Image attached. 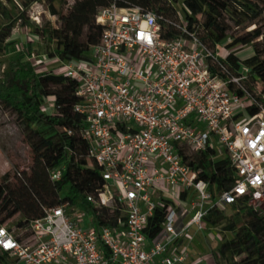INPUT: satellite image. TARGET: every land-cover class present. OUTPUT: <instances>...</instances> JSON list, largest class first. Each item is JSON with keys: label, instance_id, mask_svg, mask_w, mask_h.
Returning <instances> with one entry per match:
<instances>
[{"label": "built area", "instance_id": "2783aa9c", "mask_svg": "<svg viewBox=\"0 0 264 264\" xmlns=\"http://www.w3.org/2000/svg\"><path fill=\"white\" fill-rule=\"evenodd\" d=\"M94 19L102 30L89 58L48 59L64 72H46L76 83L79 135L103 180L85 202L98 211L118 209L124 219L109 227L90 215L84 226L86 212L63 204L44 209L20 239L0 225V250L16 264H182L187 251L174 247L189 229L214 230L203 222L208 210L264 203V103L244 87L249 69L240 65L230 72L221 63L224 45L208 47L186 33L180 16L182 33L173 39L162 37L160 17L151 11L113 2ZM48 110L53 114L52 97L43 103L50 115ZM181 147L226 156L234 184L213 198L207 183L182 163ZM63 171L50 170V181H59ZM181 192L186 199L193 193L194 202L185 204ZM162 199L168 201L164 221L148 240L144 230ZM188 206L193 214L184 219Z\"/></svg>", "mask_w": 264, "mask_h": 264}, {"label": "trees", "instance_id": "16d2710c", "mask_svg": "<svg viewBox=\"0 0 264 264\" xmlns=\"http://www.w3.org/2000/svg\"><path fill=\"white\" fill-rule=\"evenodd\" d=\"M186 24V33H194L208 47L220 45L230 29L224 19L231 21L242 35L231 37L224 43L226 57L221 63L230 72L240 65L249 69V80L244 83L254 99L264 103V61L259 60L260 51L254 50L252 57L238 59L232 47L247 46L264 36V0H181ZM33 1L22 3V11L14 16L0 1V51L7 46L6 40L16 23L21 29L33 32L46 43V56L63 60H87L91 46L99 42L102 28L95 23L94 16L99 8L113 2L119 8H139L156 13L160 32L164 39H173L182 33L177 27L179 16L166 0H75L65 13L56 4L63 0H44L49 14L57 17V24L49 21L41 26L30 23L26 10ZM250 27V30H248ZM230 49V50H229ZM31 43L26 47L30 54ZM29 56L18 52L9 60L1 73L0 104L10 109L18 120L19 127L27 137L33 155V164L26 172H15L12 183L8 174L0 183V225L19 215L16 224L25 229L32 220L43 217V210L67 204L69 207L87 210L99 225L114 227L124 215L118 209L98 211L85 202L86 195H96L103 185L99 168L86 159L87 146L79 135L83 127L81 116L74 113L77 102L76 83L63 75L36 71ZM259 87V91L257 90ZM236 92L241 95L240 90ZM53 98L54 112L43 111L44 100ZM255 109H251L253 113ZM67 130L72 133L67 134ZM182 163L197 172V179L208 185L213 198L230 189L235 175L226 156L206 149L192 153L186 147L179 148ZM64 167L59 181L52 182L49 172ZM180 198H185L181 192ZM168 201L162 199L148 220L144 234L154 239L166 215ZM233 211L221 227L224 241L217 249L215 264H264V217L244 201L229 206ZM223 221L222 211L208 210L203 218L205 226L215 229ZM5 226V225H4ZM20 239V237H17ZM0 264H16L6 252L0 250Z\"/></svg>", "mask_w": 264, "mask_h": 264}, {"label": "rangeland", "instance_id": "374dc122", "mask_svg": "<svg viewBox=\"0 0 264 264\" xmlns=\"http://www.w3.org/2000/svg\"><path fill=\"white\" fill-rule=\"evenodd\" d=\"M3 5L14 15L16 16L19 12L22 11V3L27 0H0ZM33 1L30 7L26 10V17L29 19L30 23H34L36 26H41L44 22L49 21L52 25L57 24V17H50L46 9V3L44 0H31ZM64 5L56 6L59 8L61 13H65L68 6H70L75 0H63ZM167 3L173 7L175 15L183 17L184 11L182 7L181 0H166ZM224 19L229 24L230 29L225 34V36H219L223 41L220 45L229 42L231 37H236L242 35L241 30L236 28L235 25L227 20L224 16ZM19 23V22H18ZM18 23L12 29L10 36L7 38V46L4 51H0V80L2 78L1 73L9 60L13 58L18 52H23L25 55L29 56L28 61L32 63L36 71H48L50 69H55V74H63L64 68H59V65L55 61H50L48 63L49 57L46 56V43L38 38L33 32L27 29H21L18 26ZM264 25V21H261ZM253 27H250V30ZM28 43H31L30 54H27L26 47ZM221 47V46H220ZM234 53H238L239 57L247 59L252 57L254 50L258 49L260 51L259 60L264 61V36L256 40L253 44L247 46H234L232 47ZM230 50V49H229ZM227 52L228 50H222ZM41 55L40 57H37ZM43 55H45L43 59ZM43 60L41 66L38 64V61ZM48 63V64H47ZM41 67H43L41 69ZM58 67V68H57ZM52 110H48V113L51 114ZM246 116V114H244ZM33 164V155L31 148L27 142V137L21 130L18 124L16 115L8 108L0 104V183L2 182V177L5 174H8L10 181L14 183L16 181L14 175L15 172H26L28 168ZM176 201H179V191L174 194ZM194 194L190 193L184 202L188 203L194 202ZM183 202V201H182ZM251 208L255 209L259 216L264 217V203H259L256 205H250ZM233 211L230 207H226L222 211L223 221L212 231H209V234L206 232H195L194 230H189L184 233L174 248L176 249H186L187 257L184 263L182 264H203L208 260L207 264H215L218 261L219 257L217 254V249L219 245L224 241V235L221 232V227L225 223V220L231 217ZM88 216L84 217V226L88 220ZM21 220L19 215L15 216L13 219L7 221L4 225L13 233L15 237H22L21 230L17 228V222ZM208 235V236H207ZM194 239L196 241L193 242ZM200 244V246H198ZM221 264L224 262L220 261Z\"/></svg>", "mask_w": 264, "mask_h": 264}, {"label": "crops", "instance_id": "0c3cea01", "mask_svg": "<svg viewBox=\"0 0 264 264\" xmlns=\"http://www.w3.org/2000/svg\"><path fill=\"white\" fill-rule=\"evenodd\" d=\"M57 7V6H56ZM49 16L50 17H54L53 15H51V14H49ZM48 64V63H47ZM43 67H41V69H42ZM182 199V198H181ZM182 200H186V195H185V198L184 199H182ZM190 203V202H189ZM80 210H82V211H85L86 212V216H90L91 215V213H89L87 210H84V209H80ZM193 214V211L190 209V207L188 206L187 208H186V211H185V215H184V219H188L189 218V216H191ZM89 223V220H87L86 221V224L85 225H87ZM190 230V229H189ZM188 230V231H189ZM191 230H194L195 232H197L195 229H191ZM206 234H209V232H206ZM208 236V235H207ZM191 240H193V242H195L196 243V241L194 240V239H191ZM198 246H200V244H198ZM186 250V249H185ZM208 263V260L205 262V263H203V264H207Z\"/></svg>", "mask_w": 264, "mask_h": 264}]
</instances>
